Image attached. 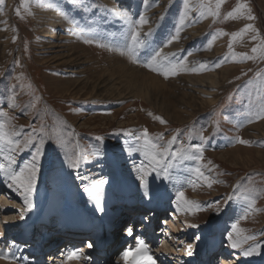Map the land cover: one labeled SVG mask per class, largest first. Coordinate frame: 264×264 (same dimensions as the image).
<instances>
[{"label":"rangeland","instance_id":"1","mask_svg":"<svg viewBox=\"0 0 264 264\" xmlns=\"http://www.w3.org/2000/svg\"><path fill=\"white\" fill-rule=\"evenodd\" d=\"M203 3H210L215 10L216 0H203ZM239 4H246L255 19H247L246 11L237 19H225L227 13ZM122 5L130 9L122 8ZM123 10L129 12L133 21L140 15L147 18L148 23L143 25L146 29L142 33H148L149 29L151 33L157 29L165 31L161 46L177 27H181L183 17L185 22L179 33L180 39L172 43L174 48L162 51L167 59L153 65L158 70L145 66L154 54L148 47V35L142 36L146 46L137 48L138 61L133 62V57L127 53L131 45V28L121 38L109 24H113L111 16H118ZM219 11V17L208 14L207 9L201 7V0H188L187 8L184 0H149L147 5L143 0H78L76 4L72 0H30L27 8L24 0H4L0 4V113H7V117L0 115V123L4 124L6 131L16 134L13 138L20 140V148H23L21 151L0 142V163L7 165L11 157L15 161L11 168L19 171L31 160L39 140L45 141L30 211H24L26 205L22 189L17 191L15 186L9 187L11 181L0 172V201L11 203L13 208H7L5 212L0 210L1 250L9 249L10 242L16 239L8 228L9 224L3 227V218L20 222L14 231L25 235H31V227L36 226L32 237L20 240L26 248L25 251L20 248V256L17 254L19 258L15 262L32 264L37 257L40 264H49V257L42 259L40 255L55 252L56 247L51 249L45 242L49 238L60 240L64 237L62 242L54 245L59 248L70 238L68 233L70 229L75 230V226L67 223L76 222L75 218L80 222L76 214L82 213L89 204L86 187L105 181L103 186L115 194L112 187L120 183L123 194L138 195L141 189L137 184L134 185L136 188H131L126 182L138 177L139 166L143 160L147 162L142 138L144 129H147L149 138L159 145L166 146L167 141L176 137L170 146L172 151L183 146L194 152L193 146L202 144L203 158L185 160L174 166L190 171L189 163L194 164L192 174L185 176L187 179L183 178V183L172 186L167 198L169 203L182 202L184 206L177 208L178 211L174 204H169L161 210L148 207L142 212L140 200L128 205L114 195L107 208L112 214L117 213L113 218L119 222L114 228L116 234L111 245L114 249L109 253L108 262L123 264L120 262L123 251H137L134 246L130 248L131 238L134 240L136 235L144 234L146 238L155 237L149 241L155 246L153 249L159 250L157 257L149 246L154 264H264V115L257 118L258 114L264 113V86L257 77V73H264V58L260 57L259 51L252 52L253 47L259 49L264 45V0H224ZM48 12L58 18L52 25L47 20ZM65 16L70 19L66 20ZM246 24H252L255 31L249 30L233 40L232 34ZM46 34H53V39L60 35L68 36L70 47L87 61L79 64L84 65L77 68L80 75L70 72L72 69L65 62L53 61V55L49 53L51 49L46 47L52 38ZM91 38L99 44L110 45L112 50L98 46V43L85 42ZM116 46L119 53L124 51V59L144 71L125 76V71L113 66L116 61L124 60L116 55ZM146 54L150 56L140 58ZM242 54L257 58L247 59ZM179 61H183V66L177 69L176 74L165 76L164 65ZM200 65H204L202 70ZM107 76L115 77L119 82L122 78L123 84H133L134 78L138 85L144 81L142 87H146L147 94H138L133 99L116 97L117 93L124 92L131 96L132 90L124 85L110 89L105 96L95 84ZM81 83H85L82 88ZM148 96L153 97L152 103L145 100ZM161 118L165 123H161ZM41 128L43 131H39ZM29 136L34 139L31 146L25 148L23 141ZM238 138L249 143H239ZM132 142L141 150L132 155L134 163L120 161L119 157ZM76 155L82 159L80 166L73 169L66 157L75 158ZM197 167L210 180L220 182L208 187L196 175L194 169ZM161 180L158 178L157 184ZM121 185L118 186L122 188ZM181 191L184 197L178 198ZM229 196L231 200H228ZM252 200L255 203L249 210ZM101 201L106 205L102 197ZM190 203H198L199 209L190 207ZM114 208L118 211L114 212ZM189 213L191 221L183 219ZM57 214L68 220L62 221L61 228L53 224ZM87 215L98 222V225H91L87 233L97 228L102 230L110 218L95 212ZM233 224H237V229H233ZM41 225L48 230L45 236L46 233L40 231ZM126 226L132 230L128 238L124 234ZM144 227H150L146 229L149 233L140 232ZM173 228L180 234H172ZM229 235L232 241L241 244V248L231 247ZM247 236L255 239L245 241ZM39 243H44V253L38 248L41 246ZM254 244L260 245L259 254L244 256L241 249ZM39 253V257L36 256ZM22 256L26 260L20 258ZM102 257L104 255L97 254L96 264L104 263ZM60 260L67 261L66 258ZM78 263L82 264L81 261L75 264Z\"/></svg>","mask_w":264,"mask_h":264},{"label":"bare ground","instance_id":"2","mask_svg":"<svg viewBox=\"0 0 264 264\" xmlns=\"http://www.w3.org/2000/svg\"><path fill=\"white\" fill-rule=\"evenodd\" d=\"M131 6H133V5H131ZM122 8H128V9H130L129 8V6H127V5H122ZM116 11V10H115ZM120 11V10H119ZM124 11V10H123ZM123 11H121V12H123ZM118 12V11H117ZM48 14V21H50L51 22V25L52 24H54L55 22H56V19H58V18H55V17H53V15H51L49 12L47 13ZM111 19H112V23L113 24H111V23H109L110 25H112V28H115V29H113L114 31H115V33L118 35V36H120L121 38L123 37V35H124V33L126 32V31H128L131 27H130V22L129 21H127L126 20V18H124L122 15H118L117 16V14H113L112 16H111ZM58 21V20H57ZM50 25V24H49ZM50 25V26H51ZM114 25H116V27L114 26ZM146 29V26H143L142 28H141V32L143 31L144 32V30ZM157 32H158V35L156 36V34H157ZM52 33V32H51ZM54 34V33H53ZM53 34L52 35H47L49 38H52L53 37ZM165 34V31H159L158 29L156 30V31H154V32H152L151 34H150V36L148 35V38H149V40H150V43L148 44V47H149V49H151L150 51H156V50H160V49H162V51L164 50V49H166V51L170 48V47H173L174 48V45L172 44V45H167V46H165V44L163 45V46H161L162 44H163V35ZM53 39V38H52ZM50 39L47 43H46V47H48L49 49H51L50 51H49V53H51L52 55H53V57H51V58H53L54 60L53 61H55V60H61L62 62H65L64 64H66V65H68L67 67L68 68H70V69H72V70H69L70 72H74V73H76V74H81L80 72V70H78L77 68H78V66H79V64H84V63H86L87 61H85L84 60V56L83 55H81V54H78V51H76L75 50V48H72V47H70V41H69V39H68V36H64L63 37V35H62V37H61V35L60 36H58V37H56L55 39ZM120 40H122V39H120ZM45 41H46V39H45ZM159 46H158V45ZM176 45V44H175ZM44 46H45V44H44ZM161 46V47H160ZM160 47V48H159ZM45 48V47H44ZM153 48V49H152ZM43 49V48H42ZM115 49L116 50H114L115 51V53H116V55H120L121 56V58L122 59H124V57H126L124 54L122 55L121 53H119V51L117 50L118 49V46H116L115 47ZM48 50V49H47ZM45 52V51H44ZM47 52V51H46ZM45 52V53H46ZM147 52H148V50H147ZM163 53V52H162ZM167 53V52H166ZM76 54V55H75ZM151 54V53H150ZM165 54V53H164ZM49 55V54H48ZM46 56V55H45ZM50 56V55H49ZM150 55H148V54H146L145 56H141L140 58L141 59H145L146 57H149ZM47 57V56H46ZM117 57V56H116ZM110 62H111V60H110ZM116 66V68H118L119 70H121V71H125V73H126V75L125 76H127L128 74H132V73H134V72H138V71H144V70H142L141 68H139L135 63H133V62H128L126 59H124L123 61H116L114 64H113V66ZM84 65H80L79 66V68H82ZM143 73H145V72H143ZM110 76H112L111 74H109ZM123 75V74H122ZM146 76H149L150 78H151V76L148 74H145ZM211 76V75H210ZM210 76H208L207 78H210ZM214 77V76H213ZM120 78V77H119ZM121 79V81L119 82L118 80H116V78L115 77H109V76H107V77H105L104 79H102V82L101 83H97V84H95L96 85V87L98 88V89H100L101 91H102V93L103 94H105V96L106 95H108L109 93H106L107 91H109L110 89H116V88H118L119 86L121 87V86H124V85H126V87L125 88H127V89H131L132 90V93H131V96L130 95H128V94H125V92H124V94H120V93H117V96L116 97H122V98H126V99H133L136 95H140L141 96V94L142 95H145V94H147V92H146V87L144 88V87H142L143 86V82L144 81H142L141 82V84L140 85H138V84H136V80H135V78H134V82H133V84H126V83H124L123 84V82H122V78H120ZM215 79V78H214ZM80 80H83V78L82 79H80ZM207 81H208V79H207ZM213 82V81H212ZM81 85V88H82V86L84 87L85 86V83H81L80 84ZM203 85H205V84H203ZM134 86H140V87H134ZM206 86V85H205ZM204 88V87H203ZM211 89H209V91H210ZM206 91V90H205ZM95 92H97L96 90H95ZM201 92V91H200ZM146 97V96H145ZM152 99H153V97H150V96H148L147 98H145V100L147 101V102H150V103H152ZM127 147V146H126ZM139 151H141L140 149H137V146L136 145H134V143L132 142V143H130V144H128V149L126 150V151H124V155L123 156H120L119 158V160L120 161H123V162H129L130 164L132 163V161H133V163H134V160H135V157L134 156H132L135 152H137V153H139ZM143 153V152H142ZM139 155H141V154H139ZM134 159V160H131V159ZM142 162H145L144 160L142 161ZM198 165V164H197ZM123 166H128V164H124ZM193 167H194V164L193 163H189V169H190V171L189 170H185L184 169V167H182V169H180V168H174L173 167V169H170L169 170V174H170V176L172 177L171 179H162L160 182H159V184H157L158 183V178L159 177H156L155 176V174H153V176L151 177V178H148V181H149V187H148V189H145V188H143L142 186H141V184H140V180L138 179V177H135V179H129V180H127V182H126V184L129 186V187H134V185L135 184H137V187L139 188V190H140V193L138 194V195H132V196H130L129 194H127V195H125V194H123V191H122V189H123V186L120 184V183H118V184H116V186H113L112 188H114V191H115V194H111L110 192H109V188L108 187H106L105 185L100 189V194H101V197L103 198V200L105 201V203H106V205H104L103 203H102V201H101V206L103 207V211L101 212V211H99L98 210V206H97V203H96V200H94V199H92V198H89V204L88 205H86V207H84V209L82 210L83 212L82 213H77L76 214V216L81 220L80 222L78 221L77 222V219L75 218V220H76V222L74 221L73 222V220H72V222H73V224H72V222L70 221L69 223H67V224H69V226H75L74 228H75V230H78L79 231V233H87V231L91 228L90 226L91 225H98V222L97 221H94V220H91V218L90 217H88V215L87 214H93L94 212L95 213H99L100 214V216L101 217H110L107 221H105L106 222V224H108L110 227H114L115 228V226L118 224V222H119V220L118 219H115L114 220V218L113 217H115V215L117 214H112L111 212H109L108 211V208H107V204L110 202V201H112V199H113V197H114V195H115V197L114 198H119V199H121V200H125V203H127L128 205H133V202H137V201H139L140 200V204L143 206H141V208H142V212H143V210L145 211L148 207H151V209H163V208H166L167 207V205H169V204H174L173 206H174V208L175 209H177V208H179L182 204V202L179 204V203H176V202H174V203H169V201L170 200H168L167 201V198H169L168 196H170V194H171V190H172V186H178L179 185V183H183V178L184 179H187V177H185V176H187V175H190V174H192V171H193ZM137 175H138V173H137ZM6 177V176H5ZM123 180V179H122ZM125 180V179H124ZM3 182V181H2ZM125 182V181H124ZM118 185H121L122 186V188H120V186H118ZM124 185V184H123ZM164 185H165V187H164ZM128 190H130L129 189V187H127V186H125ZM163 187H164V191H163ZM111 188V189H112ZM134 188H136V187H134ZM169 188H170V190H169ZM174 190V189H173ZM1 193V192H0ZM117 196V197H116ZM177 201V200H176ZM65 203V202H64ZM189 204V203H188ZM182 206H184V205H182ZM117 207V206H116ZM134 207V206H133ZM7 208H12V205H11V203H2L1 201H0V210L2 211V212H5V211H7L8 209ZM82 208V207H81ZM119 208V210H120V208L121 207H118ZM118 208H114L115 209V211L114 212H117L118 211ZM13 209V208H12ZM185 209V208H184ZM149 210V209H148ZM181 210V209H180ZM141 211V210H140ZM152 211V210H151ZM177 211H178V209H177ZM147 212V211H146ZM33 213V212H32ZM141 213V212H140ZM142 214V213H141ZM97 215V214H96ZM103 215V216H102ZM190 216V213H189V215L188 216H186L185 218H183V219H187V221H191V219L189 218L188 219V217ZM55 218H57L56 220H55V222L53 223V221H54V219L50 222V223H48L49 225H52V223L53 224H58V226L60 227V225H62V221H68L67 219H65L64 217H63V215H61V214H57L56 215V217ZM176 218V217H175ZM174 218V219H175ZM3 219H5L4 220V223H3V227H4V224H9V226H8V228H10V230H11V233L12 234H14V238H16V239H14V242L12 241V242H10V245H9V249H6V250H1L0 249V252H2L3 254H6L7 256H9V257H14V258H12V259H5V258H0V264H19V263H21V262H19V263H17V262H15V261H17V260H15V259H17V258H19V257H17V254L19 255V253H20V248H22V251L24 250L25 251V248H26V245H24L23 243H22V241H20L21 239L22 240H26V239H29L30 237H32L31 235H25L24 233H17V231H14L15 229H17L18 227L17 226H20L19 225V223H14L13 222V220H10V219H8V218H3ZM1 221V220H0ZM88 221H90L89 223H87ZM3 222V221H2ZM22 222V221H21ZM167 222H170V221H167ZM174 222V221H173ZM151 222H149L148 224H150ZM11 224V225H10ZM44 224V223H43ZM168 224V223H167ZM171 224V223H170ZM169 224V225H170ZM174 224H175V222H174ZM173 223H172V226L174 225ZM54 225V229H56V226ZM1 226H2V223H1ZM0 226V229L2 228ZM13 229H12V228ZM35 227L36 226H33V227H31L32 229L31 230H33V232H34V234H35V231H36V229H35ZM171 227V226H170ZM61 228V227H60ZM80 228V229H79ZM148 229L150 228V227H147ZM146 228V229H147ZM145 229V227L140 231L141 233L143 232H145V231H147ZM12 230L14 231V232H12ZM133 230H135V229H133ZM56 231V230H55ZM183 231V230H182ZM181 231V232H182ZM9 232V231H8ZM23 232V231H22ZM44 232L46 233V234H44ZM47 232H48V230L47 231H43V234H44V236L45 235H47ZM135 232V231H134ZM148 233H149V231H147ZM171 232H172V234H176V235H178V234H180V232H179V230L178 229H175V228H173L172 230H171ZM186 232H187V230H186ZM41 233V232H40ZM114 233H115V230H113L112 232H110L109 233V236H108V243H110L109 244V246H108V251H107V256L105 255V253L106 252H104V257H102L101 259H103V261H104V263L103 264H114L113 262L111 263V261L110 262H108L109 261V253H111V252H113V249L114 248H111V245H112V243H113V238H114ZM131 233H132V230H131ZM131 233H129V231H128V228H127V226H126V231L124 232V234L125 235H130ZM139 233V232H138ZM168 233V232H167ZM166 233V234H167ZM30 234V233H29ZM145 234H146V232H145ZM33 235V234H32ZM141 235V234H140ZM1 236V235H0ZM39 236V235H38ZM146 236L147 235H144V234H142V239L143 240H146V243L144 242V244L145 245H147V249H148V254L150 253L149 252V246H150V251H151V253H156V256L158 257L159 256V250L158 249H153V248H155V246L153 245V244H151L150 242H147V240L149 239V240H151V237L149 238H146ZM172 236V235H171ZM174 236V235H173ZM6 237V236H5ZM154 237V236H153ZM152 237V238H153ZM88 238H90V237H88ZM87 238V239H88ZM111 238V239H110ZM155 238V237H154ZM153 238V239H154ZM32 239V238H31ZM113 239V240H112ZM152 239V240H153ZM15 240H17V241H15ZM35 241H36V238L34 239ZM152 240H151V242H152ZM133 241V240H132ZM28 242V241H27ZM34 242V241H33ZM38 242V241H37ZM32 243V242H31ZM57 243V242H56ZM137 243V242H136ZM41 245V246H40ZM43 244H40L39 243V245L38 246H40V247H38V248H43L44 246H42ZM64 245V244H63ZM24 248V249H23ZM31 248V247H30ZM131 248H133V245L131 244ZM134 248L135 249H137V251L136 250H126V251H123V253L124 252H128L129 253V257H127V260H125V258H124V256H123V253H121V255H120V262H123V264H135L138 260H139V258L141 257V254H142V251H143V249H142V247H141V245H140V243H138V244H136L135 246H134ZM29 249V248H28ZM164 249V248H163ZM36 250V249H35ZM116 250V249H115ZM156 250V251H155ZM172 250V249H171ZM33 251V250H32ZM35 252V251H34ZM38 252V251H37ZM72 252H76L77 253V257L76 258H73V259H68V256H69V254L70 253H72ZM160 252H162V248L160 249ZM52 253H54V252H52ZM52 253H48V255L50 256ZM198 253H199V251H198ZM200 254V253H199ZM39 255H40V253L38 254V255H36V256H38L39 257ZM86 255V256H85ZM150 255V254H149ZM161 255V254H160ZM165 255V254H164ZM20 256V255H19ZM59 256H61V258L63 259H67V261L66 262H63V260H60V257ZM96 256H97V254H94V252H86V251H84L83 249H80V248H78V249H74V250H68L67 252H62V254H60V255H58L57 254V257H56V259H54L55 257H53V256H51L50 258H52V260L50 259V258H48L49 260H50V263L49 264H75L77 261H81L82 262V264H88V262H89V264H96V262H95V259H96ZM207 256V255H206ZM20 258H23V256L22 257H20ZM205 258V257H204ZM208 258V257H207ZM24 260H26L25 259V257L23 258ZM99 259V258H98ZM225 259V258H224ZM31 260V259H30ZM53 260L55 261V263L53 262ZM208 260V259H207ZM19 261V260H18ZM21 261V260H20ZM205 261V260H204ZM224 263H226V262H229V261H224V260H222ZM40 259L38 258L37 259V257L35 258V259H33V262H31L32 264H40ZM58 262V263H57ZM84 262V263H83ZM147 262V261H146ZM206 262V261H205ZM204 262V263H205ZM23 264H29L27 261H24V262H22ZM79 264V263H78ZM218 264H221V262L220 263H218Z\"/></svg>","mask_w":264,"mask_h":264},{"label":"snow or ice","instance_id":"3","mask_svg":"<svg viewBox=\"0 0 264 264\" xmlns=\"http://www.w3.org/2000/svg\"><path fill=\"white\" fill-rule=\"evenodd\" d=\"M78 0H72L73 4H76ZM82 2V0H81ZM149 0H143L144 4H148ZM224 2V0H216L215 4V10L211 8L210 3L209 4H204L203 0H201V7L206 8L208 11V14L212 15L213 17H219L220 16V6ZM4 0H0V4H3ZM30 3V0H24L25 7L27 8ZM185 8L188 6V0H184ZM245 11L247 12V19L253 20L255 19L254 16L251 15V9L247 7L246 4H239L236 8L232 9V11L228 12L227 15L225 16V19H237L239 16L244 15ZM19 14V12H18ZM31 14V13H29ZM122 15L124 18L128 19L130 22V27H131V32H130V39H131V45L127 48V53L133 57V62H137L138 58L136 57V50L138 47H145L146 46V41L145 39H142L143 37H146L147 35L151 34V29H149L148 33H142L141 28L143 27L144 24L148 23L147 18L144 15H140L138 20L133 21L129 12L127 10L119 13ZM201 15L203 16L204 13L201 12ZM65 19L68 20L70 19L69 17L65 16ZM184 19L183 17L180 20V25L181 27H177L175 29L174 34H172L169 38H167L165 46L172 44L174 41H177L180 39V31L182 29V26L184 24ZM249 30L255 31L253 28L252 24H246L243 29H241L239 32L233 33L232 34V39L235 40L239 37H242L244 34H246ZM15 40V37H13ZM252 39L255 40L256 36L253 35ZM86 43H98V46L101 47H109V50H112L110 45H103L99 44L98 41H96L94 38L91 39H86ZM229 47H231V43L229 44ZM259 51L260 57L264 58V45H261L258 48L253 47L252 52L257 53ZM121 54H124V51H121ZM174 55V54H173ZM188 55H191L189 53ZM244 55L245 58L247 59H256V56H247V54H242ZM167 57L162 54V49L156 50L154 54L150 57V59L145 63L146 67L151 68L152 70H158L156 68H153V65L162 62L166 60ZM186 59V57H185ZM183 66V61H179L177 63H168L164 65L165 68V76L168 75H174L177 72V69L179 67ZM218 66V65H217ZM204 68V65H200V69L202 70ZM197 69H193L195 71ZM257 77L261 79L262 86H264V73H257ZM14 106V105H13ZM0 115H3L7 117V113H0ZM261 115H264V113L258 114L257 118H260ZM248 122H251V119H249ZM161 123H165V121L161 118ZM37 131L34 129V132ZM39 131H43V129H39ZM16 134L9 133L8 131L5 130L4 124L0 123V142L4 143L5 145L11 147H15L17 149H20L23 151V148H20L21 141L14 139L13 137ZM202 135V134H201ZM142 138L144 140V155L146 157V163L142 162L141 165L138 168V172L140 175L138 176V179L140 180V184L143 188L148 189L149 187V181L148 177L152 176L153 173L155 174L156 177L162 178V179H171L172 177L169 174V170L176 166L179 162L185 161V160H201L203 158V145L202 144H197L194 145V152H189L187 149H185L183 146L181 148H178L175 151L171 150V145L175 142L176 137H173L171 140L167 141V145H159L157 143H154L150 138L147 129H144ZM34 137L29 136L25 138L23 141L24 147L27 148L31 146L32 140ZM239 143H249L248 141H245L243 139L238 138ZM44 143L45 141L43 139H40L34 154L32 155V158L30 161L24 164L22 168L19 169V171H14L11 168V164L15 163L14 159L11 157L8 158L9 163L7 165L0 163V172H3L4 175L7 177L11 183L9 184V187L15 186V190L20 191L22 189V197L24 204L26 205L24 211H30L31 208L33 207L32 202H31V196L32 193L35 190V185H36V179L37 175L40 171V159L43 155V148H44ZM67 163L69 167L76 169L80 166V162L82 157L79 155H76L75 158L72 157H66ZM147 169H151L148 171ZM196 175L201 178L205 183H207L208 187L212 186V183H218L220 181H215V180H210L209 176H206L203 171H201L200 167H197L194 169ZM105 181H99L93 183L91 186L85 188V192L88 193L89 197L96 200L98 210L103 211V207L101 206V194H100V189L103 187V184ZM184 193L183 191L179 192L178 198H183ZM232 197L229 196L228 200H231ZM246 200H248L247 197H245ZM187 203V202H186ZM227 203V201L225 202ZM255 201L252 200L249 202V210L252 208L254 205ZM190 207H195L196 209H199L200 205L198 203H190ZM247 214V210L245 212V215ZM23 218V214L21 216ZM195 227V225H194ZM233 229H237V224H233ZM129 233H131V229L128 230ZM245 241L247 240H254L255 237L253 236H247L244 238ZM229 240L231 241V247L232 248H241V244L232 241L231 235H229ZM140 245L143 249L141 257L139 260L136 262V264H144L145 261H147V264H154V261L152 260L151 256L148 254V249L147 245L144 244V242L141 240ZM92 245L89 244L88 247H91ZM260 248L259 244H254L250 246L247 249H241L242 254L244 256H251V255H258L259 252L257 251ZM189 249H191V245H189ZM189 255H191V251L189 250ZM129 253L124 252L123 256L125 260H127ZM77 257L76 252H72L69 254L68 259H73ZM0 258H5V259H12L14 257H9L6 254H3L0 252Z\"/></svg>","mask_w":264,"mask_h":264}]
</instances>
